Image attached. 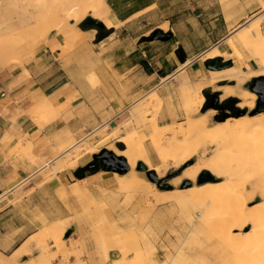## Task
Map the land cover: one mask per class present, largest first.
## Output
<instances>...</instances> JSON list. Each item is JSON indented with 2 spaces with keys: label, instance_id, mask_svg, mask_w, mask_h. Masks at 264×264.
I'll use <instances>...</instances> for the list:
<instances>
[{
  "label": "rangeland",
  "instance_id": "1",
  "mask_svg": "<svg viewBox=\"0 0 264 264\" xmlns=\"http://www.w3.org/2000/svg\"><path fill=\"white\" fill-rule=\"evenodd\" d=\"M82 1L0 0V44H2L0 51H3V58H6L7 61L2 66L0 64V83L4 84L5 92L19 94L29 88L50 89L64 80L61 78L62 76H65L72 85H82L83 87L95 89L101 86L94 74L99 69L103 79L105 78V82L112 85H123L124 81H119L114 77L110 79L106 76L101 68V61H106L105 68L113 69L112 65L115 59L110 58V55L116 49L125 48V51L129 52L138 43L155 46L159 44L155 39V34L161 35L164 32L169 34L168 25L165 24L148 35H144L158 21L154 12L135 18L125 25H117L114 29L109 28L110 24L107 25L105 21H96L98 24L90 22L88 11H86L84 18L76 24L73 19L66 20L67 16L62 13L65 11L61 10L79 4L80 11L82 10L83 13L84 3ZM217 1L221 5L220 10L225 15L228 30L235 29L228 34L226 43L220 51L213 49L200 57L198 65L194 68V70H198L194 75V79L188 80L187 77L181 75L169 79L161 95H145L126 108L121 113V117L116 118L110 127L106 125L99 135L94 132L84 136L79 141H76L69 132L48 135L47 141H50L52 148L50 154L56 157V160L51 168L48 169L47 166L45 173L34 179L27 188L30 189L27 193L30 197L27 207L31 214L35 211L34 217L37 218L33 222L35 226L38 225L37 220L43 221L42 217L38 219L37 211L46 213L49 209L51 222L42 226L36 234L26 241L18 254V259L13 257L8 261L12 255L6 253L2 256L0 254V264H236L239 262L236 257L231 256V252L237 250L235 246L242 240L253 242L254 237L251 238L250 224H247L241 231L237 228L230 229L229 224L224 226L218 224L219 220L226 219L229 216L232 208L237 210L234 199H230L228 204L224 206L205 207L194 198L193 202H197L193 203L191 201L192 197H190L189 190L193 187V183L189 179L183 180L184 177L181 175L183 170L199 161L197 156L179 166L170 163L163 177H157L164 180V186L160 189L149 182L144 173L136 171L137 163L132 170L124 175L113 172L114 175L125 178H128L131 172L138 173L140 178L142 177L150 185H153V190L162 193V195L164 194L159 200L149 196L147 193L150 190L145 186L137 184L135 187L124 186L120 188L114 179L116 183L113 186L114 189L111 191L102 190V199L94 201L86 191L87 189L85 190V183L83 181V183L79 182V179L73 175L75 170L84 168L91 163L94 154H98L103 149L107 150V147L118 152L123 151L125 149L124 145L117 142V140L125 135L142 131L148 136L149 132L152 133L154 123L159 126L158 128H163L164 125L175 128L173 130L175 134H173L176 141L182 139L192 141L194 138L202 137L203 132L199 126L197 132L191 131V125L187 124L189 118L197 121L199 114L205 115L206 112H211V115L207 113L206 116L208 120L207 127H212L228 119L231 121L241 117L251 118L259 114L250 117L248 113L251 110L237 108L236 104L240 102L237 98H235L236 104H230L235 109L220 111V105L228 99V97L224 100L219 99L223 95L220 89L227 86L233 87L235 82L220 81L214 85H208V71L211 70H208L206 66H211V61L217 60L214 67H220L230 62V67L225 69L233 67L244 72L260 69L256 61L249 70L241 67L240 63L242 60L248 59L250 53L236 40L237 35L234 31L243 29L248 24L259 23L260 31L264 35V10H260L261 3L264 0ZM203 6L205 4L201 5V7ZM82 7L83 9H81ZM179 7L180 3L173 5L175 9H179ZM215 8L217 9L215 12H218L217 5H215ZM80 13L77 12L76 16ZM63 17L66 22L65 20L62 21ZM23 18H25V21ZM242 18L243 20H241ZM19 19L20 21H17ZM238 21L240 22L238 23ZM64 24H67V26L65 25L66 28ZM61 25L64 29L61 28ZM52 26L56 28L60 26L62 29L60 31L63 34ZM220 33L221 31H215L213 36H218ZM202 38V33L196 31V48L202 44ZM85 42L89 46L94 44L95 50L103 54L99 60L89 56L90 49L82 45ZM134 43L137 44L134 45ZM11 49L14 54H7ZM255 49H253V53H256ZM56 53H59V55ZM212 53L213 55L220 54L214 58H209ZM245 84L241 86L243 89H245ZM127 85L129 86L131 83H127ZM197 89L203 95L204 102L198 111H194L195 104L192 103L191 107L187 104V99L194 98ZM182 96H185V99ZM30 97L27 95V98ZM215 97L218 99V104L215 107H210L209 105ZM239 111H243V116H237ZM26 114L38 124L55 121L61 115L58 109L54 110L52 106L48 109H39L37 106H33L26 111ZM62 114L64 115V113ZM224 116L227 118L223 121ZM82 117V122L78 125L80 126V135L87 133L86 130L90 131L94 123L91 114L83 111ZM187 117L189 118L187 119ZM65 119H67V116ZM179 126L182 129L183 127L186 128H184L183 133H180ZM107 134H111L113 138L106 144L99 145L102 137ZM249 134H251V137L246 136V134L243 137L249 141L248 143L253 142V146L259 145L256 147L257 149L252 148L254 152L251 149L250 151L254 154L257 153L259 162L262 161L259 166L262 164L261 169H264V156L260 157V154L264 155L261 152V149H264L261 145L264 144L262 143L264 142V136H262L264 133L262 135L256 133L254 134L255 137H252V132H249ZM171 137H173L172 134ZM171 137H168V140L166 138L165 140L168 142L164 140L162 145L167 143L168 147H171ZM240 137L233 136L232 140L228 137V140L224 139L225 149L227 148L231 152L235 151V145L239 146ZM255 138H258V140ZM260 139L262 140L259 141ZM199 140L201 141V139ZM254 140H257V145ZM174 141L172 140V144H174ZM234 143L235 148L233 150L232 145ZM143 144L151 165L160 167V160L150 140L146 138ZM90 148H92L91 153L88 151ZM208 149L206 158L210 157L214 148L210 147ZM258 149L260 150L259 153L257 152ZM30 150V144L24 148L18 144L14 153L29 158ZM250 153L247 154L252 155ZM232 164L233 180L240 182V185L247 182L245 183L246 192L248 190L251 192L254 189L252 183L258 181V179L259 182L262 180L260 185L264 186V178H262L264 171L260 173V170L258 171L259 166L258 168L254 166L253 170L251 168L240 170L242 168H238L237 163L232 162ZM234 167L237 169L234 170ZM254 169L257 170L253 172ZM57 172L66 174V178L62 180L64 189L61 188V190L50 195L43 193L42 188L39 187L43 181H46L51 187L59 184L51 181L52 179L49 181V178L54 177ZM220 172L221 174H219ZM220 172L216 175L214 171H212V174L204 171L196 177V186H205V184L207 186L208 184L211 187H206L205 193L207 191L219 192V189L221 190L226 186L225 180H227L229 171L221 169ZM82 174L87 176L88 172ZM202 174L208 176L204 177ZM248 182L252 183L249 184ZM259 187L261 186H256L258 188H255L256 192L251 193L254 197L247 204L248 209H255L253 212L254 217L264 216V203H262L264 192H261L264 191L262 190L264 187H261V189ZM222 191H225V187L220 192L222 193ZM176 192L183 193L179 195L177 193L176 195ZM250 192H247L249 195L246 194V198L251 196ZM181 195L185 197H181ZM167 196L169 197L166 198ZM162 199L164 200L161 201ZM4 202L6 203L7 200ZM22 208L19 207L18 210ZM28 219L31 222L33 221L31 215ZM22 220V222H26L25 219ZM23 254H25V257L22 256ZM253 255L252 261L253 264H256L261 253L255 251ZM246 256H248V253L244 259Z\"/></svg>",
  "mask_w": 264,
  "mask_h": 264
},
{
  "label": "crops",
  "instance_id": "2",
  "mask_svg": "<svg viewBox=\"0 0 264 264\" xmlns=\"http://www.w3.org/2000/svg\"><path fill=\"white\" fill-rule=\"evenodd\" d=\"M104 1L110 9L109 28L114 29L116 25H125L135 18L154 12L158 21L144 35L167 24L169 34L164 32L161 36L169 37L167 40L157 39L159 44L155 46L134 43L137 45L129 52L125 48L116 49L110 55V58L115 59L113 69L105 68L106 61H101L100 65L106 76L124 81L123 85L105 82L100 69L94 72L97 81L101 83L95 89L72 85L65 76L61 77L64 80L50 89L29 88L19 94L5 92L4 84L0 83V94H4L0 96V254L12 255L8 261L13 257L18 259L26 241L42 226L51 222L49 209L46 213L37 211L38 219L42 217L43 221L37 220L38 225L35 226V211L32 215L27 207L30 200L27 194L30 189L27 188L34 179L45 173L47 166L48 169L51 168L56 160L50 154L52 148L50 141H47L48 135L69 132L76 141L94 132L99 135L106 125L110 127L126 108L145 95H161L169 79L178 75L185 76L188 80L194 79L198 72L194 68L200 57L213 49L220 51L228 34L235 29L228 30L225 15L217 0ZM175 3H180L179 9L173 8ZM215 5L218 6V12H215ZM196 31L201 32L203 37L202 44L197 48ZM215 31L221 33L213 36ZM82 45L90 49L91 58L99 60L102 57L103 54L95 50L94 44L89 46L85 42ZM240 64L243 69H249L254 66L255 61L246 59ZM127 83L131 85L128 86ZM27 95L31 97L27 98ZM41 95L49 97L52 108L60 112L57 120L38 124L26 114ZM83 111L91 114L94 123L89 128L90 131L86 130L87 133L80 135L78 125L82 122ZM167 126L170 125L162 127ZM18 144L22 148L31 145L29 158L14 153ZM113 175V172L99 170L78 181L85 183V190L94 201H100L102 190L114 189L116 183ZM63 178H66V174L57 172L49 181L52 179L58 185L51 187L43 181L39 187L43 193L50 195L64 189ZM19 207L24 209L18 210ZM29 215L32 216V222L28 219ZM22 219L26 222H22ZM22 256L25 257V254Z\"/></svg>",
  "mask_w": 264,
  "mask_h": 264
},
{
  "label": "bare ground",
  "instance_id": "3",
  "mask_svg": "<svg viewBox=\"0 0 264 264\" xmlns=\"http://www.w3.org/2000/svg\"><path fill=\"white\" fill-rule=\"evenodd\" d=\"M44 2H46V1H44ZM82 3H84L83 13L81 12L82 10L80 11V7L78 6L79 4L74 5V6H69L67 9L64 8L63 10H61V11H65L62 13L67 16L66 20H68L69 18L73 19V20H75V24H76L84 18L86 11H88L89 12V15H88L89 18H92V19L100 21V22L105 21L107 23V25L110 24L108 22V19L110 18V9L106 5L104 0H83ZM81 9H83V7ZM260 10H264V2L261 3ZM46 12H47V10H46ZM77 12H79V13L81 12V13L78 16H76ZM42 18H41V20H42ZM23 19L25 21V18H23ZM6 20H7V17H6ZM63 20H65L64 17H63L62 21ZM66 20H65V22H66ZM17 21H20V19ZM255 21L257 22V20H255ZM255 21H253V22H255ZM251 24H252V22H251ZM258 24L259 23H256L254 25L248 24L243 29H236L234 31V33H236V35H237L236 40L244 47V49H246L250 53L248 55V59L256 61V63H258V65L260 67L259 70H252V71L250 70L248 72H244V71H238V69H235L232 67V68L225 69L222 71H208L209 72L208 73V77H209L208 85H214L220 81L235 82V86H233V87L227 86V87H223L222 89H220V90H222L223 95L219 99L224 100L227 97L228 98H237L240 100V102L236 104V107H238L240 109L246 108L248 110H252L254 107L255 100H256V95L254 93L249 92L247 89H243L241 86L244 83L249 82L251 79L264 77V35H262ZM65 25L67 26V24H64V26ZM66 26H65V28H66ZM52 27H55V26H52ZM61 28L64 29L63 26ZM61 28L59 26L56 28V30H58L59 32H61L63 34V32L60 31V30H62ZM69 38H71V37H69ZM0 43H1V39H0ZM1 45L2 44H0V47H1ZM255 48L256 49L258 48V50H256ZM253 49H255L256 53L252 52ZM257 51H259V52H257ZM2 52L3 51H0V64H1V66L7 62L6 58H3ZM216 52H217V50H216ZM7 54L13 55L14 51H12V49H11L10 51H8ZM218 54H220V53H218ZM218 54L213 55V53H212V55L209 56V58H214L215 56H218ZM240 59L242 60V58H240ZM190 97H191V95H190ZM203 102H204V97L200 93L199 89L196 90L194 98L187 99V104L190 105L191 107H192V103L195 104V109L193 108L194 111L195 110L198 111V109H200L202 107ZM35 106H37L39 109L50 108L51 103H50L49 97L41 95L36 100ZM187 109H185L186 113H188ZM190 110H191V108L189 109V111ZM207 113L208 112H206V114ZM206 114L205 115L199 114L197 117L198 118L197 121H193L192 118L187 117V119L189 118L187 124L191 125V131L197 132L198 126H199V128H201L202 132H203L202 137L194 138L192 141H187V139H182L181 141L180 140L176 141V139H175L176 137L174 138L175 133L173 131L175 128L173 129L171 126L158 128L156 123H154L152 126V130H151L152 133H150V132L148 133L149 137L147 136V134L145 132H142V131L139 133L132 132L131 134H127L124 137L117 140V142L122 143L124 145L125 149L123 151L118 152V151H115L114 149H111L108 147L106 149L108 151L113 152L116 156L123 157L126 160V163L128 164L130 170H132V168L136 165V163L138 164V162H141L147 167L148 171H154L158 178L163 177V175H164V173H165V171H166V169L170 163H171V165L179 166V165L187 162L188 160H191V158L197 156L199 158V161L194 163L193 166L187 167L185 170H183L181 176H183L184 178L180 176L181 178H183V180L189 179L193 183V187L191 188V190H189V192L191 194V195L190 194L189 195H190V197H192L191 201L193 202V198H194L203 207H205V206H215V205L224 206V205L228 204L230 199L231 200L234 199V201L236 203L237 210L232 208L230 210L229 216L226 219L219 220L218 224L220 226H224V225L229 224L230 229L231 228L232 229L237 228L239 231L243 230L247 224H250V227H251L250 233L252 235L251 238L254 237V240L252 243L246 242L244 240L237 243L235 248L239 251H237V250L232 251L231 256L236 257L239 260V262H237L236 264H253L252 256H254L253 254L255 251H258L261 253V255L257 258L256 264H264V216L254 217L253 212L255 209H248L249 207H247V204L249 202H251V200L254 197V195L251 193L256 192L255 191L256 186L257 187L258 186L264 187V186L260 185V183H262V180H261V182H259V179H258V181H254V182L252 181L253 183L251 182L254 189H252L251 192L249 190L247 191V192H250L251 196L246 198V194L249 195L246 192V184L245 183H247V182L241 183V185H240V182H238V181H237L238 183L235 182V180H233L234 175L231 172V170H233L232 162L237 163L236 165H239L238 168L239 167L242 168L240 170H246L249 168H251L253 170L254 166H256V168H258L259 163L262 162V161L259 162V156L256 155L257 153H255V154L253 153L254 152L253 149L254 148L257 149L256 147L259 146L256 143L258 138H255V139H257L256 141L254 140L255 144L257 146H253L254 145L253 142L248 143L249 141L245 140V138L243 136L246 134V136L249 135V137H251L250 136L251 134H249V132L253 133L252 137H255L254 134H256V133L257 134L259 133V135L260 134L262 135V133H264V113H259L257 116L251 117V118L241 117V118L233 119L231 121H229V119H228V120H225L224 122L217 123V124L213 125L212 127H207L208 120H207ZM208 115H211V112L208 113ZM189 116H190V114H189ZM184 128L185 127H183V129H182V127L178 128L180 130V133H183V130L186 129V128L185 129ZM176 133L178 134L177 131H176ZM171 134L173 137H171ZM233 136H237V137L242 136L243 138L240 137L241 138L240 141L238 139V141H239L238 147H237V145H235V143L232 145L233 150L235 148L234 145L236 146V149H235V151L231 152V150L229 151L227 148H226L227 150L225 149V147H224L225 145H223V140L227 139V137H228V139L231 138V140H232ZM262 136H264V135H262ZM168 137L172 138V139L169 138L171 140L170 144L172 145V146L171 145H169V146H171V147H168L167 143L165 145H162V143H164V140L166 138L168 140ZM112 138H113V136L111 134L110 135L109 134L104 135L102 137L99 145L106 144ZM146 138H148L150 140V143L152 144V146L154 147V149L156 151V152L155 151L154 152L157 153V156H158L160 163H161L160 167H157V166L153 167L150 163L149 157L146 154V150H145V147L143 144V142ZM181 138H183V137H181ZM234 138H233V140H235ZM259 138H260V136H259ZM199 139H201V141ZM172 140H175L174 144H172ZM261 140L262 139H260L259 141H261ZM166 142H168V141H166ZM234 142H237V141H234ZM262 143H264V142H262ZM261 145H262V148H264V144H261ZM207 146H208V148H210V147L214 148V149H212L213 151L211 152L210 157L208 155L209 158H206L207 152L209 150L207 148ZM91 149L92 148L88 149V151L90 152ZM241 149H243V150H241ZM250 149L253 152L250 151ZM259 151L260 150L258 149L257 152L259 153ZM91 152H92V150H91ZM248 152L249 153L251 152L252 155L247 154ZM261 152L264 153V149H261ZM262 156H264V155L260 154V157H262ZM256 163H258V164L254 165ZM261 165L259 166L260 169H258V171L260 170V173H262V171H264V169H261V167H262ZM221 169H225L226 171H229L228 175H227L228 176L227 180H225L226 184L223 183L226 185V186H224L225 191H222V193L220 192L222 189L224 190V187L222 186L223 188H221V190L218 188L219 192L207 191V193H205V190H207L206 187H208V186L211 187V185L207 184V186H206V184H205V186H202V185L198 186V187L196 186V184H195L196 183V177H198L199 174L203 173L204 171L210 172L212 174V171H214V172H216V175H217V173H219L221 171ZM236 169L237 168L234 167V170H236ZM255 170H257V169H254L253 172H255ZM219 174H221V172ZM252 174H254V173H252ZM202 175L204 177L208 176L206 174H202ZM262 175H264V174H262ZM113 177L116 180L117 185L120 188L124 187V186L135 187L138 184V185H142V186H145L146 188H148V190H150V191L147 194L149 196H151L152 198H154L155 200L156 199L159 200L164 196V194L162 195V193H157L155 190H153V185H150L147 181L142 179V177L140 178L138 176V173H136V172H131L128 178H125L122 176H117V175H113ZM180 177H179V179H180ZM215 178H217V177H215ZM262 178H264V176H262ZM244 180H245V178H244ZM247 180H249V179H247ZM251 183H249V184H251ZM223 184H221V185H223ZM252 185H249V186H252ZM217 186H220V185H217ZM261 187H259V188L261 189ZM151 189H152V191H151ZM256 189H258V188H256ZM214 190L216 191V189H214ZM262 190H264V189H262ZM261 192H264V191H261ZM177 193L179 195L180 193L182 194L183 192H176V195H177ZM171 194L173 195V193H171ZM186 194H188V193H186ZM260 194H262V193H260ZM165 196H166V194H165ZM168 197L169 196H167L166 198H168ZM181 197H185V196L181 195ZM176 198H177V196H176ZM261 199H262V197H261ZM163 200L164 199H162L161 201H163ZM197 201H194L193 203H196ZM262 203H264V201H262ZM228 236H229V238H231L229 234H228ZM247 253H248V256H246V258L244 259L245 255Z\"/></svg>",
  "mask_w": 264,
  "mask_h": 264
},
{
  "label": "water",
  "instance_id": "4",
  "mask_svg": "<svg viewBox=\"0 0 264 264\" xmlns=\"http://www.w3.org/2000/svg\"><path fill=\"white\" fill-rule=\"evenodd\" d=\"M90 22H96L97 20H94L92 18H88ZM169 36H161L158 33L155 34V39H164L167 40ZM217 60L211 61V66H206L208 70L211 71H219L223 70L225 68L230 67L231 63L227 62L225 65H222L220 67H214ZM245 89H247L249 92L254 93L256 95V100L254 103V109L251 110L248 113V116H254L258 113L264 112V77H259L250 80L249 82H246ZM226 104H236L235 98H228L224 101ZM218 104V99L215 97L213 99V102L210 103V107H215ZM238 108V107H237ZM218 111V110H217ZM237 116H243V111H239L237 113ZM227 117H223V121ZM86 167L88 169L98 168V170H102L105 172H114L118 173L119 175L126 174L130 168L128 164L126 163V160L121 156H116L111 151H107L105 149L101 150L98 154H94L92 156V162L87 164ZM136 171L142 172L145 174L147 180L157 186V188H163L164 180H160L157 178L154 171H148L146 166L139 162L136 166ZM166 187V186H165Z\"/></svg>",
  "mask_w": 264,
  "mask_h": 264
},
{
  "label": "trees",
  "instance_id": "5",
  "mask_svg": "<svg viewBox=\"0 0 264 264\" xmlns=\"http://www.w3.org/2000/svg\"><path fill=\"white\" fill-rule=\"evenodd\" d=\"M94 24H98V22H93ZM226 109H229V110H233L235 108H233L232 105L230 104H226V103H222L219 107V110L222 111V110H226ZM88 172V175H91V174H94L96 173L98 170V168H93V169H88L86 166L84 168H78L77 170L74 171L73 175L77 178V179H82L85 177L84 174H82L83 172Z\"/></svg>",
  "mask_w": 264,
  "mask_h": 264
},
{
  "label": "built area",
  "instance_id": "6",
  "mask_svg": "<svg viewBox=\"0 0 264 264\" xmlns=\"http://www.w3.org/2000/svg\"><path fill=\"white\" fill-rule=\"evenodd\" d=\"M0 96L2 97V96H4V94H3V93H1V94H0Z\"/></svg>",
  "mask_w": 264,
  "mask_h": 264
}]
</instances>
